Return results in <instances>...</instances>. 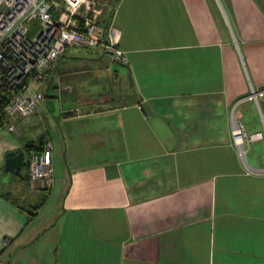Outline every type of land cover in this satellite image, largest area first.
Wrapping results in <instances>:
<instances>
[{
    "label": "crops",
    "instance_id": "1",
    "mask_svg": "<svg viewBox=\"0 0 264 264\" xmlns=\"http://www.w3.org/2000/svg\"><path fill=\"white\" fill-rule=\"evenodd\" d=\"M102 1L129 63L68 47L45 73L43 124L0 128L2 259L264 264V96L247 98L264 89V0ZM233 117L259 135L245 158ZM40 141L48 190L28 181L25 145ZM9 151L19 171H4Z\"/></svg>",
    "mask_w": 264,
    "mask_h": 264
},
{
    "label": "built area",
    "instance_id": "2",
    "mask_svg": "<svg viewBox=\"0 0 264 264\" xmlns=\"http://www.w3.org/2000/svg\"><path fill=\"white\" fill-rule=\"evenodd\" d=\"M103 14L102 0H0V95L8 94L5 110L11 131L19 132L15 123L18 119L37 112L48 89L45 73L57 65L68 47L102 45L113 62L129 63L120 47V29L109 20L106 32L101 22ZM33 20L40 21V29L30 35L28 23ZM30 82L41 85L32 97L26 94ZM263 96L264 89L253 88L247 98L259 102ZM232 136L245 158L246 148L259 135L249 134L244 123L233 117ZM54 180L52 142L39 143L29 150V186L32 190H48ZM10 244L11 239H6L5 248ZM0 264H10L2 259L1 251Z\"/></svg>",
    "mask_w": 264,
    "mask_h": 264
},
{
    "label": "rangeland",
    "instance_id": "3",
    "mask_svg": "<svg viewBox=\"0 0 264 264\" xmlns=\"http://www.w3.org/2000/svg\"><path fill=\"white\" fill-rule=\"evenodd\" d=\"M28 28L30 29V35H34L38 32V30L40 29V21L39 20H33L31 22L28 23ZM118 65V63L116 64ZM41 89V85L37 82H30L27 90H26V94L30 97H32L34 95L35 92H37L38 90ZM50 99V98H49ZM54 100V99H53ZM45 101V100H44ZM52 109L54 110L55 114H59L60 110H61V100L60 98H57V100H54V102L52 101ZM43 114L39 113V112H35L34 114L25 116L24 118H22L20 121L22 122V124L25 122L31 125L36 124L37 126L42 125L43 124V119H42ZM41 133H39L40 135Z\"/></svg>",
    "mask_w": 264,
    "mask_h": 264
},
{
    "label": "water",
    "instance_id": "4",
    "mask_svg": "<svg viewBox=\"0 0 264 264\" xmlns=\"http://www.w3.org/2000/svg\"><path fill=\"white\" fill-rule=\"evenodd\" d=\"M24 164V155L23 151L16 152V151H9L6 154V161H5V172H15L19 171Z\"/></svg>",
    "mask_w": 264,
    "mask_h": 264
},
{
    "label": "trees",
    "instance_id": "5",
    "mask_svg": "<svg viewBox=\"0 0 264 264\" xmlns=\"http://www.w3.org/2000/svg\"><path fill=\"white\" fill-rule=\"evenodd\" d=\"M7 102H8V94H7V92L6 93L4 92L0 95V128L5 127L9 124L8 116H7V113L5 110ZM39 143H42V142L41 141L38 143H31L30 142V143L25 145V148H29V150H30L32 147L36 146ZM31 212H33V211H31Z\"/></svg>",
    "mask_w": 264,
    "mask_h": 264
}]
</instances>
